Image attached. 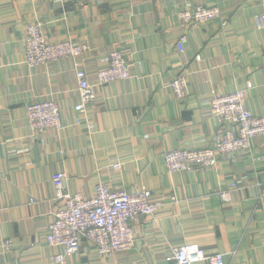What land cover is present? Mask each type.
I'll use <instances>...</instances> for the list:
<instances>
[{
  "label": "crops",
  "instance_id": "1",
  "mask_svg": "<svg viewBox=\"0 0 264 264\" xmlns=\"http://www.w3.org/2000/svg\"><path fill=\"white\" fill-rule=\"evenodd\" d=\"M194 5L216 6L221 17L182 23L180 12ZM262 14L264 0H0V264H56L45 235L60 206L52 175L62 171L69 193L90 197L97 181L148 188L158 207L131 222V249L101 256L84 242L66 264H177L171 252L184 243L220 253L225 264H264V134L214 167L169 173L164 160L167 150L218 139L212 96L243 89L264 117ZM34 22L49 42L86 43L78 64H24ZM111 50L133 62L131 76L99 85L95 71ZM76 68L95 90L83 112L74 108ZM180 72L188 94L177 101L167 83ZM46 99L61 108L63 127L32 132L26 107Z\"/></svg>",
  "mask_w": 264,
  "mask_h": 264
},
{
  "label": "built area",
  "instance_id": "2",
  "mask_svg": "<svg viewBox=\"0 0 264 264\" xmlns=\"http://www.w3.org/2000/svg\"><path fill=\"white\" fill-rule=\"evenodd\" d=\"M180 21L186 25H203L210 18L221 17L218 7L194 5L179 14ZM264 24V14L261 15ZM24 64L37 67L63 58L76 59L84 54L88 46L84 42L46 40L42 24L28 23L24 34ZM133 62L119 50H111L102 67L96 71V81L105 85L131 76ZM79 100L74 106L76 112H83L85 106L94 102V84L88 80L81 68H76ZM175 100H183L188 94V80L184 72L168 81ZM210 111L220 127L218 139L212 145L196 149H170L165 151L164 160L169 173L193 171L197 168L214 167L220 156L234 151H247L254 136L264 134V117L254 114L245 103L243 89H235L227 94L212 96ZM28 126L32 132L52 128L60 130L62 125L61 108L53 99L33 102L27 105ZM80 117H78L79 120ZM78 122V121H77ZM234 128V130L232 129ZM119 167V164H114ZM1 171V160H0ZM68 175L63 171L52 175L53 193L59 208L53 213L48 224L45 241L57 248L52 260L56 264H66L70 255H77L84 242H89L97 254L110 255L115 251H125L133 247L135 236L131 224L138 217L153 215L157 205L151 201L153 191L138 188L135 191L113 189L97 181L90 197L66 191ZM264 199V189L262 192ZM222 200H229V192H221ZM2 245L9 247L8 241ZM171 257L177 264H193L205 261L208 264H225L220 253L207 254L197 244L184 243L174 247Z\"/></svg>",
  "mask_w": 264,
  "mask_h": 264
}]
</instances>
